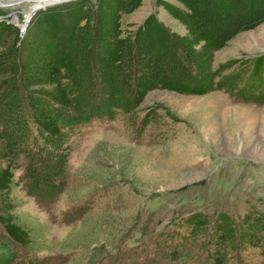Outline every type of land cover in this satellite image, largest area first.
<instances>
[{
    "label": "rangeland",
    "instance_id": "374dc122",
    "mask_svg": "<svg viewBox=\"0 0 264 264\" xmlns=\"http://www.w3.org/2000/svg\"><path fill=\"white\" fill-rule=\"evenodd\" d=\"M63 1L55 5L77 0ZM163 3L179 6L174 0H141L120 17L121 34L152 16L184 35ZM28 7L20 3L0 13ZM256 61L253 88L259 89L264 23L216 47L211 64L216 90L203 95L152 90L135 109L73 128L64 187L51 201L40 203L21 191L19 158L12 215L30 239L20 260L210 264L204 250L223 235L225 264H264V244L258 249L247 243L250 234H264V103L235 100ZM181 251L187 256L180 263L171 259Z\"/></svg>",
    "mask_w": 264,
    "mask_h": 264
},
{
    "label": "trees",
    "instance_id": "16d2710c",
    "mask_svg": "<svg viewBox=\"0 0 264 264\" xmlns=\"http://www.w3.org/2000/svg\"><path fill=\"white\" fill-rule=\"evenodd\" d=\"M141 0H77L38 9L23 34L0 23V264L20 260L27 231L12 215L13 170L25 196L51 201L64 187L70 132L92 119L137 108L144 95L163 89L203 95L216 90L211 64L216 47L264 23V0H174L163 3L185 30L180 35L154 17L122 35L119 20ZM259 61L235 90L239 102L264 103L253 88ZM247 79V80H246ZM247 243L262 248L264 234ZM204 250L210 264H225L224 236ZM187 252H173L181 262Z\"/></svg>",
    "mask_w": 264,
    "mask_h": 264
},
{
    "label": "built area",
    "instance_id": "2783aa9c",
    "mask_svg": "<svg viewBox=\"0 0 264 264\" xmlns=\"http://www.w3.org/2000/svg\"><path fill=\"white\" fill-rule=\"evenodd\" d=\"M20 3H27L29 5L27 10L23 11V13L18 12L17 10H13L12 12L6 14L0 13V23L13 24V26L17 29L19 36L23 34L31 16L35 13V11L38 9H43L32 8L34 0H0V11L7 8H12L13 6L19 5Z\"/></svg>",
    "mask_w": 264,
    "mask_h": 264
},
{
    "label": "bare ground",
    "instance_id": "6f19581e",
    "mask_svg": "<svg viewBox=\"0 0 264 264\" xmlns=\"http://www.w3.org/2000/svg\"><path fill=\"white\" fill-rule=\"evenodd\" d=\"M60 0H35L32 8H45L52 3H56Z\"/></svg>",
    "mask_w": 264,
    "mask_h": 264
},
{
    "label": "water",
    "instance_id": "95a60500",
    "mask_svg": "<svg viewBox=\"0 0 264 264\" xmlns=\"http://www.w3.org/2000/svg\"><path fill=\"white\" fill-rule=\"evenodd\" d=\"M65 1H68V0H64L63 2H65ZM58 2H61V0L58 1ZM58 2H56V3H52V4H50L49 6H51V5H55V4H57Z\"/></svg>",
    "mask_w": 264,
    "mask_h": 264
}]
</instances>
